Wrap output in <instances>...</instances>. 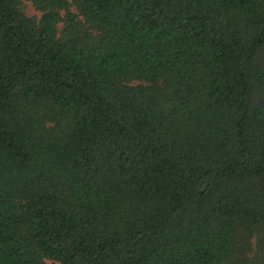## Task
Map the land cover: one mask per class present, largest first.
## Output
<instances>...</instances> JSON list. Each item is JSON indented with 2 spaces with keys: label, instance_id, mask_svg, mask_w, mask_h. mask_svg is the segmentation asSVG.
<instances>
[{
  "label": "trees",
  "instance_id": "obj_1",
  "mask_svg": "<svg viewBox=\"0 0 264 264\" xmlns=\"http://www.w3.org/2000/svg\"><path fill=\"white\" fill-rule=\"evenodd\" d=\"M50 262L264 264V0H0V264Z\"/></svg>",
  "mask_w": 264,
  "mask_h": 264
},
{
  "label": "rangeland",
  "instance_id": "obj_2",
  "mask_svg": "<svg viewBox=\"0 0 264 264\" xmlns=\"http://www.w3.org/2000/svg\"><path fill=\"white\" fill-rule=\"evenodd\" d=\"M25 5H26V10L29 14V16H40V13L38 11H36V9L33 7L31 2H27L25 1ZM51 264H57V263H53L50 262Z\"/></svg>",
  "mask_w": 264,
  "mask_h": 264
}]
</instances>
